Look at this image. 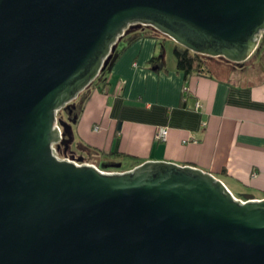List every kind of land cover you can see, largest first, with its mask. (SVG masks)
<instances>
[{
  "label": "water",
  "instance_id": "95a60500",
  "mask_svg": "<svg viewBox=\"0 0 264 264\" xmlns=\"http://www.w3.org/2000/svg\"><path fill=\"white\" fill-rule=\"evenodd\" d=\"M131 26L240 64L264 0H0V264H264V199L192 166L55 154L70 128L57 111Z\"/></svg>",
  "mask_w": 264,
  "mask_h": 264
},
{
  "label": "crops",
  "instance_id": "0c3cea01",
  "mask_svg": "<svg viewBox=\"0 0 264 264\" xmlns=\"http://www.w3.org/2000/svg\"><path fill=\"white\" fill-rule=\"evenodd\" d=\"M155 38L116 43L109 68L81 91L75 159L103 171L144 161L192 166L235 196L264 199V70L214 58L204 72L185 75ZM158 55L160 66L151 61ZM159 127L167 129L164 141L155 137ZM124 159L130 165L115 169Z\"/></svg>",
  "mask_w": 264,
  "mask_h": 264
},
{
  "label": "trees",
  "instance_id": "16d2710c",
  "mask_svg": "<svg viewBox=\"0 0 264 264\" xmlns=\"http://www.w3.org/2000/svg\"><path fill=\"white\" fill-rule=\"evenodd\" d=\"M150 35L153 36H157L159 33L157 31H155L154 29H152V31H150L149 33ZM162 52V50H161ZM262 52H264V43L260 46V48L252 54V56L247 59L245 62H242L240 64H236V63H232L229 62L221 57H210V56H206V55H201L198 53H194L192 51H189L188 49L180 46V45H174L173 49H172V54L173 57L175 59V63H176V68L180 71H182L185 75L191 74V73H202L205 70V64L206 61L209 59H219L222 62H225L227 64H230L232 66H236V67H245V63H247V61L251 60L252 58H258L260 54H262ZM118 54V51L115 50L112 52L110 60L107 64V67L105 68V70L107 68H109V66L111 65L112 61L114 60L115 56ZM152 64H157L158 66L162 65V57L161 55L158 56H154L151 58ZM255 66L258 68H264V64L262 62H259L258 65L255 64ZM63 110V111H62ZM81 110V100H79L78 102H76V100L71 101L68 104V111H66L65 115L67 116V118L70 119V121L68 122L70 125V128H66L65 129V133L64 136L62 138V142L58 145H55V148H57V150H59V154L65 156L66 154H68L69 149H70V144H69V140L70 138H72V130L71 127L73 125V123L76 121L77 116L79 114ZM65 112L64 109H60L58 112L59 118L58 121H63L62 118L60 117V113ZM67 122V120L65 121ZM73 122V123H72Z\"/></svg>",
  "mask_w": 264,
  "mask_h": 264
},
{
  "label": "rangeland",
  "instance_id": "374dc122",
  "mask_svg": "<svg viewBox=\"0 0 264 264\" xmlns=\"http://www.w3.org/2000/svg\"><path fill=\"white\" fill-rule=\"evenodd\" d=\"M150 31H152V29L148 26H131L128 28L127 32L124 33V35L117 41V45L118 47H121L125 41L129 40L131 37H134V36H147V35H150ZM157 39V47L158 49L161 51V48H163L164 52H166V61L168 62L170 59H174L173 57V54H172V49L174 47V45H177V43H175L171 38L167 37V36H164L162 34H158L157 36H155ZM264 43V39H262L259 44L262 45ZM255 54H256V51H255ZM254 55V54H253ZM259 62H262L264 64V52H262V54L259 55L258 58H252L251 60L247 61V63H245L246 66H255L258 65ZM257 68V67H256ZM260 68V67H258ZM261 70H264L263 68ZM101 76L102 75V71L98 74V76ZM97 76V77H98ZM99 76V77H100ZM96 77V78H97ZM81 93V92H80ZM74 99V101L76 100V102H78L80 99H81V95L82 93L80 94ZM66 110V109H64ZM63 111V110H62ZM60 113V117L62 118L63 121H66L67 120V116L65 115L64 112ZM58 112L56 113V118H57V124L60 128V130L62 129L58 123V118H59V115H58ZM62 131V130H61ZM74 138L71 139V142H70V149H69V152L68 154H66L65 156H68L70 158V160H72L73 158L75 159L76 156L73 154V152L78 155V150H77V147H76V144L75 142H73ZM61 157H63V155L60 154ZM77 160V159H75ZM130 164L128 163L127 159H124L123 161H121V165L120 167H114L115 169H123L125 167H128ZM101 166V165H100ZM103 167V166H101ZM232 188V187H231ZM232 190H235L232 188ZM235 192V194L237 196H242L243 193H236V191H233ZM255 195H258L257 193H254Z\"/></svg>",
  "mask_w": 264,
  "mask_h": 264
},
{
  "label": "built area",
  "instance_id": "2783aa9c",
  "mask_svg": "<svg viewBox=\"0 0 264 264\" xmlns=\"http://www.w3.org/2000/svg\"><path fill=\"white\" fill-rule=\"evenodd\" d=\"M196 105H197V104H196ZM166 134H167V129H166V127H159V128L157 129V132H156L155 137H156V139H158V140L164 141L165 138H166ZM53 149H54L55 154H56L57 156L61 157L60 154L57 153V150H55V145H53ZM58 154H59V155H58ZM63 157H65L66 159H70L68 156H63ZM73 160L76 161L74 158H73ZM78 163H79V162H78ZM108 172H110V171H108Z\"/></svg>",
  "mask_w": 264,
  "mask_h": 264
},
{
  "label": "flooded vegetation",
  "instance_id": "af4514ba",
  "mask_svg": "<svg viewBox=\"0 0 264 264\" xmlns=\"http://www.w3.org/2000/svg\"><path fill=\"white\" fill-rule=\"evenodd\" d=\"M66 111H68V107H67V109L65 110L64 113H66ZM55 150H57V149L55 148ZM57 153H59V150H57ZM58 155H59V154H58Z\"/></svg>",
  "mask_w": 264,
  "mask_h": 264
}]
</instances>
